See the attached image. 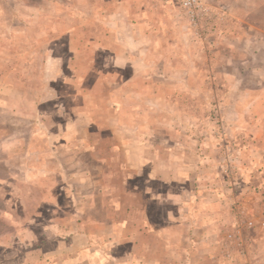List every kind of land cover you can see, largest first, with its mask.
Segmentation results:
<instances>
[{
  "label": "rangeland",
  "instance_id": "374dc122",
  "mask_svg": "<svg viewBox=\"0 0 264 264\" xmlns=\"http://www.w3.org/2000/svg\"><path fill=\"white\" fill-rule=\"evenodd\" d=\"M202 1L225 10L205 40L177 0H131L146 9L142 53L109 54L102 34L92 54L74 26L99 8L125 34L130 0H0V264H136L123 220L144 202L129 188L156 222L184 215L169 227L176 264H264V110L257 137L250 106L264 0ZM239 218L254 226L228 242Z\"/></svg>",
  "mask_w": 264,
  "mask_h": 264
},
{
  "label": "crops",
  "instance_id": "0c3cea01",
  "mask_svg": "<svg viewBox=\"0 0 264 264\" xmlns=\"http://www.w3.org/2000/svg\"><path fill=\"white\" fill-rule=\"evenodd\" d=\"M127 2V0H124ZM128 3V2H127ZM128 7V5H127ZM26 8L28 11H31L34 8L32 6L26 5ZM91 8V7H90ZM56 7L54 6V10ZM78 10V8H75ZM97 9H92L91 12H93V22L90 24H78L77 30H82L84 33H89L90 35H95L94 37H90V39L86 40L88 43H90V46L88 47L92 54L98 53V50L100 49V44H103V40L100 39L101 35H106L107 38L112 42L113 45H110L108 48L109 54H141V44L144 43V41H148V36L146 35L145 31H143L144 28L148 26V23L145 20V12L146 9H143L142 7H136L134 4L131 3V0L129 2V8L125 12L126 20L124 21L127 25V33H122L123 31H119L117 27L119 26L118 21L119 19L116 18L115 14L113 16L110 14L104 18L102 13L99 12ZM119 10L120 7H119ZM34 11H32L33 13ZM80 12V11H79ZM115 13V12H114ZM60 14V13H59ZM79 17H81V14H78ZM115 16V17H114ZM67 16H64L62 18H65ZM67 24L68 22H56L54 24V28H58V37H61L63 35H67L68 30L72 26V23H69L70 25H63ZM101 27H104V33H100L98 31ZM84 25V27L82 26ZM81 27V28H80ZM156 27V26H155ZM72 28V27H71ZM140 31H142V34ZM109 42V43H111ZM138 42V43H137ZM106 43V42H104ZM108 45L104 46L106 49ZM73 49L74 52H71ZM69 52L73 54L74 57H78L77 54L81 52V50L78 49V47L70 48ZM91 67V66H90ZM159 74V73H158ZM131 78V77H130ZM130 78H125L126 83L129 85ZM160 81H163L160 79ZM160 85L162 83H159ZM134 87V86H132ZM140 89L141 86H138ZM137 90V88H136ZM257 97L253 99L250 106L251 109H254L256 113H254L253 118L256 120L257 126V137H260L262 132H259L260 128V122L259 117H261L262 112L264 110V95L263 94H257ZM256 116V117H255ZM172 151V148H171ZM43 154V153H42ZM42 154L38 153L36 154L37 157H40ZM61 163H58L57 166ZM41 169V172H38L37 176H50L49 171L50 169L44 168ZM59 169V168H58ZM133 169L137 171L139 174H142L143 167L135 164L133 166ZM132 177V176H130ZM152 177V176H151ZM129 183V182H128ZM144 192V191H143ZM143 192L139 189H128L127 193L129 196H140L141 200L144 202V205H142L139 210H136V208L131 204L130 206H127L125 209L126 217L123 220V226L124 229L128 232L126 234L127 242H125V247L129 251H131L130 255L133 257L136 262V264H176L175 259L178 257L179 250L174 249L171 246L170 238L168 237V234L170 233L169 227L174 221H178L180 216H184L182 214H179L177 212L171 213L167 220L165 221L167 223L161 224L160 222H156L152 219V216L147 208V202L149 200L148 196L146 199H143ZM146 193V192H145ZM137 216L138 218H136ZM193 228V227H192ZM196 228V227H194ZM207 226L202 225L201 227H198L199 230L202 231L207 230ZM139 237V238H138ZM153 254V256H151ZM80 256L74 257L73 259H70L68 261H64V264H79L80 262Z\"/></svg>",
  "mask_w": 264,
  "mask_h": 264
},
{
  "label": "built area",
  "instance_id": "2783aa9c",
  "mask_svg": "<svg viewBox=\"0 0 264 264\" xmlns=\"http://www.w3.org/2000/svg\"><path fill=\"white\" fill-rule=\"evenodd\" d=\"M177 3L183 18L192 26L194 36L200 40H205L208 37L216 22L224 21L225 19L223 7H213L202 0H177ZM253 226L252 219L242 221L239 218L235 227L225 233V238L228 242L243 244L241 239L243 228L252 229Z\"/></svg>",
  "mask_w": 264,
  "mask_h": 264
}]
</instances>
